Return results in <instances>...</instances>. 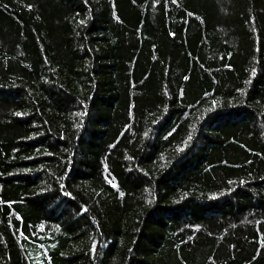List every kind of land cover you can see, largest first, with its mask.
Instances as JSON below:
<instances>
[{
    "label": "trees",
    "instance_id": "obj_1",
    "mask_svg": "<svg viewBox=\"0 0 264 264\" xmlns=\"http://www.w3.org/2000/svg\"><path fill=\"white\" fill-rule=\"evenodd\" d=\"M0 264H264V0H0Z\"/></svg>",
    "mask_w": 264,
    "mask_h": 264
},
{
    "label": "snow or ice",
    "instance_id": "obj_2",
    "mask_svg": "<svg viewBox=\"0 0 264 264\" xmlns=\"http://www.w3.org/2000/svg\"><path fill=\"white\" fill-rule=\"evenodd\" d=\"M17 115H20V114H19V113H17ZM191 138H192L191 136H189V137H188V139H189V140H191Z\"/></svg>",
    "mask_w": 264,
    "mask_h": 264
}]
</instances>
